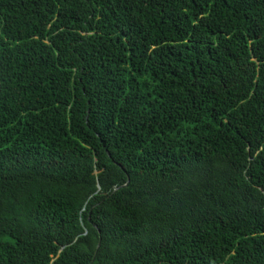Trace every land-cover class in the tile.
I'll return each mask as SVG.
<instances>
[{
	"label": "trees",
	"instance_id": "trees-1",
	"mask_svg": "<svg viewBox=\"0 0 264 264\" xmlns=\"http://www.w3.org/2000/svg\"><path fill=\"white\" fill-rule=\"evenodd\" d=\"M0 264H264V0H0Z\"/></svg>",
	"mask_w": 264,
	"mask_h": 264
}]
</instances>
